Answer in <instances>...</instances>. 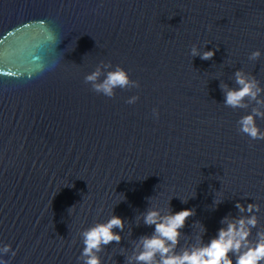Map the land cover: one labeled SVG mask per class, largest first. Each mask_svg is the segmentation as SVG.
I'll use <instances>...</instances> for the list:
<instances>
[{"label": "water", "instance_id": "obj_1", "mask_svg": "<svg viewBox=\"0 0 264 264\" xmlns=\"http://www.w3.org/2000/svg\"><path fill=\"white\" fill-rule=\"evenodd\" d=\"M193 44L215 55L193 58ZM256 49L264 0H0V241L17 253L5 259L81 264L79 231L114 211L127 221L123 239L100 255L126 264L152 231L136 220L152 196L195 209L181 246L195 242L194 221L205 241L215 235L237 201L259 204L264 228V140L237 130L255 104L225 107L221 89L239 68L264 86V55L248 59ZM101 60L141 87L94 92L84 76Z\"/></svg>", "mask_w": 264, "mask_h": 264}, {"label": "clouds", "instance_id": "obj_2", "mask_svg": "<svg viewBox=\"0 0 264 264\" xmlns=\"http://www.w3.org/2000/svg\"><path fill=\"white\" fill-rule=\"evenodd\" d=\"M206 45L204 50H201L198 45L193 44L189 54L193 58L199 56L202 60L213 58L216 49L206 50ZM262 55L264 53L256 49L249 54L248 59L255 61ZM233 75L235 86L221 84L224 94L223 105L234 110L248 109L254 102L255 106L251 111L237 121V130L252 140H264V130H261L256 122L257 118L264 119V86L256 76L245 72L243 68L237 69ZM84 82L90 84L94 92L108 98H114L117 89L141 87L139 80L132 79L129 70L122 65L113 66L110 61L103 60L84 76ZM139 99V94H134L125 102L132 105ZM159 115V109L153 108L152 116L158 119ZM218 192L215 193L212 202L213 209L224 201L217 198ZM116 194L118 196L116 204L126 200L124 193ZM147 199L149 206L139 213L136 220L137 224L142 220L145 226L152 228V231L137 238L131 255L126 257V264H264V228H258L259 204L251 202L245 205L237 201L235 207L238 214L223 216L220 220L221 226L207 241L204 239L207 227L200 221H194L193 227L198 229L195 242L185 241L181 246V239L186 236L182 230L188 219L196 214L195 209L182 208L174 211L169 206L164 209L153 203V196ZM188 199L181 200L187 203ZM74 206L68 209L69 215H72ZM126 222L123 217L111 211L107 220L96 222L79 231L83 247L78 261L81 264H105L100 253L112 242L120 243ZM254 228H257V231L253 238ZM8 253H11L12 257L17 254L11 244L0 241V264H10V259H5Z\"/></svg>", "mask_w": 264, "mask_h": 264}]
</instances>
